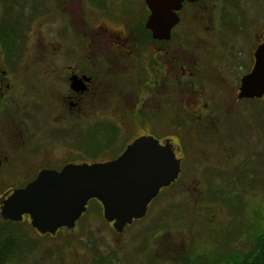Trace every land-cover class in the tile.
Wrapping results in <instances>:
<instances>
[{
	"label": "flooded vegetation",
	"instance_id": "af4514ba",
	"mask_svg": "<svg viewBox=\"0 0 264 264\" xmlns=\"http://www.w3.org/2000/svg\"><path fill=\"white\" fill-rule=\"evenodd\" d=\"M153 1L173 6L164 13L176 23L161 38L147 26V0H48L16 22L0 0V129L33 169L27 184L42 169L114 160L151 135L173 146L181 172L149 211L185 163L203 162L206 141L219 138V119L250 100L239 93L264 42V0ZM16 32L23 46L14 58L9 38ZM28 52L30 82L18 74ZM121 135L129 136L123 144Z\"/></svg>",
	"mask_w": 264,
	"mask_h": 264
},
{
	"label": "rangeland",
	"instance_id": "374dc122",
	"mask_svg": "<svg viewBox=\"0 0 264 264\" xmlns=\"http://www.w3.org/2000/svg\"><path fill=\"white\" fill-rule=\"evenodd\" d=\"M3 1L12 22L33 18V8L49 3ZM9 44L16 58L23 46L17 32ZM33 58L31 52L23 56L18 70L24 75L22 81L33 79L29 71ZM28 99L30 105L32 98ZM233 111L231 117L219 119L220 130L215 133L219 138L206 141L211 149L205 154L207 160L185 163L181 179L163 191L145 218L122 233L109 225L99 201L89 202L73 230L62 229L54 236L39 234L28 220L10 223L0 215V229L25 240L20 239L23 246L9 264H174L179 255L190 251L219 263L249 251L254 235L264 229V97L243 101ZM128 138L121 135L122 144ZM86 142L95 143L90 135ZM0 154L5 158L0 170L1 195L25 186L33 169L23 166L20 151L7 142L1 129Z\"/></svg>",
	"mask_w": 264,
	"mask_h": 264
},
{
	"label": "water",
	"instance_id": "95a60500",
	"mask_svg": "<svg viewBox=\"0 0 264 264\" xmlns=\"http://www.w3.org/2000/svg\"><path fill=\"white\" fill-rule=\"evenodd\" d=\"M147 1L153 10L147 26L161 38L176 23L173 15L164 13L173 6ZM255 57L252 71L242 78L240 98L264 96V42ZM180 172L181 161L173 146L143 135L114 160L71 163L61 170L42 169L26 186L0 198V214L3 220L14 222H22L27 214L37 232L54 236L62 228L73 230L90 200L96 199L103 206L104 218L122 233L134 220L146 216L151 201L163 187L175 182Z\"/></svg>",
	"mask_w": 264,
	"mask_h": 264
},
{
	"label": "trees",
	"instance_id": "16d2710c",
	"mask_svg": "<svg viewBox=\"0 0 264 264\" xmlns=\"http://www.w3.org/2000/svg\"><path fill=\"white\" fill-rule=\"evenodd\" d=\"M3 231L5 229H0V264H9L23 246L20 239L24 240V238H19L17 233L5 234ZM174 264H264V229H260L254 235L249 251L234 254L226 258L224 262H208L206 257L195 255L190 251L179 255Z\"/></svg>",
	"mask_w": 264,
	"mask_h": 264
}]
</instances>
